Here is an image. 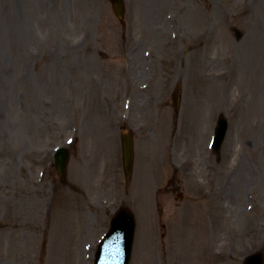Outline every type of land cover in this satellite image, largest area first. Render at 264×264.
Wrapping results in <instances>:
<instances>
[{
    "label": "rangeland",
    "instance_id": "obj_1",
    "mask_svg": "<svg viewBox=\"0 0 264 264\" xmlns=\"http://www.w3.org/2000/svg\"><path fill=\"white\" fill-rule=\"evenodd\" d=\"M124 1L123 24L109 0H0V264H94L121 207L138 222L131 264L264 249V0Z\"/></svg>",
    "mask_w": 264,
    "mask_h": 264
},
{
    "label": "water",
    "instance_id": "obj_2",
    "mask_svg": "<svg viewBox=\"0 0 264 264\" xmlns=\"http://www.w3.org/2000/svg\"><path fill=\"white\" fill-rule=\"evenodd\" d=\"M114 11L119 18L124 16V3L122 0H111ZM175 103L178 106L179 101L175 96ZM229 128L228 120L222 115L217 124L215 131V139L213 149L216 153H220L222 145L225 141ZM123 147V166L126 177L131 178L134 160V143L133 137L129 133L122 135ZM69 161V152L62 149L56 156V169L61 178L66 176L67 164ZM137 223L133 213L122 208L114 216L111 222L110 232L101 242L95 264H130L132 259L135 233ZM244 264H264V250L252 254L247 257Z\"/></svg>",
    "mask_w": 264,
    "mask_h": 264
},
{
    "label": "flooded vegetation",
    "instance_id": "obj_3",
    "mask_svg": "<svg viewBox=\"0 0 264 264\" xmlns=\"http://www.w3.org/2000/svg\"><path fill=\"white\" fill-rule=\"evenodd\" d=\"M176 177H173L169 182H168V186L169 188L175 192V193H180V189L178 186V183L175 182ZM197 180H200V177L197 178Z\"/></svg>",
    "mask_w": 264,
    "mask_h": 264
}]
</instances>
